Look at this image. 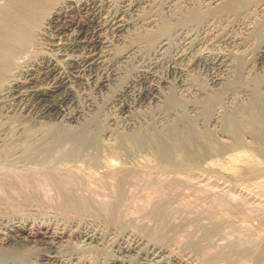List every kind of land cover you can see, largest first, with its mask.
<instances>
[{"label":"rangeland","instance_id":"rangeland-1","mask_svg":"<svg viewBox=\"0 0 264 264\" xmlns=\"http://www.w3.org/2000/svg\"><path fill=\"white\" fill-rule=\"evenodd\" d=\"M77 1L90 3L54 9L1 81L0 230L23 218L93 234L61 243L71 264H111L135 239L125 264L152 247L168 264H264L261 0ZM182 136L191 143L171 146ZM21 183L36 184L34 200ZM56 183L82 206H63ZM32 246L25 264L45 252Z\"/></svg>","mask_w":264,"mask_h":264},{"label":"bare ground","instance_id":"bare-ground-1","mask_svg":"<svg viewBox=\"0 0 264 264\" xmlns=\"http://www.w3.org/2000/svg\"><path fill=\"white\" fill-rule=\"evenodd\" d=\"M71 1L72 0H0V84H1V81L4 79V77L7 75V72L11 73L9 71L10 69L8 67L10 66L9 64L12 60V57H14L15 56L14 54L18 51V49H20L19 46L22 44H25L29 40L34 39V37L36 35L39 37L45 36V32H46L45 29L47 27L46 28L42 27V24H44V22L46 20L48 23H50V20H51L50 17L51 16L53 17V15L54 16L58 15L57 13H55L54 9L59 10V9H61V6L65 5V3L71 2ZM89 1H90V3H87V2H80L79 3L77 1L79 3L78 4L79 10L80 11L81 10L87 11L89 4L90 5L92 4L93 6H95L96 3H97L96 9H99V8L101 9V7H102V1L101 0H89ZM215 1L225 2L224 0H215ZM98 2H100V3H98ZM231 5H233L232 2H231ZM128 6H130V3ZM262 6H264V0H261L260 2L257 1V3L253 7H255L256 9H260ZM76 9H77V7H76ZM64 15H66V14H64ZM113 18L115 20L113 22V25H115L116 30L117 29L121 30L126 26L127 23L124 22V20L121 17H119V14L114 16ZM77 22H78V20H77ZM99 30H101V29H98V31ZM97 36H98V42L102 43L101 42V35L97 34ZM51 39H53V38H51ZM163 45L164 44L162 43V41L157 42L156 50L154 49L155 52L158 53V50H160V48ZM181 56H183V55H181ZM219 59H221V58L220 57L215 58L216 61H220ZM12 61L14 62V60H12ZM17 62L13 63L14 65H12L13 69H15V71L20 70L19 69L20 65H18ZM11 76L12 75H10V78L7 80V83L5 85H3V87L1 85L2 91L5 87H8L10 84H12L15 81ZM16 80H18V79H16ZM212 80H213V82L219 81L220 77L214 76ZM4 81H6V80H4ZM14 87H15V85H14ZM44 90L40 91L39 94H44L46 92ZM218 115H220V110L216 108L214 110L212 117L216 118V117H218ZM74 116H75L74 113H69L68 119H72V118H74ZM61 134L62 135L58 136V138H60V140H61V137L67 136L68 133L66 131H64ZM64 134H66V135H64ZM139 136H140L139 134H137L136 136L134 135L133 139L136 141ZM184 137L181 138L180 140H179V138H177L176 140H173L171 146H173V147L179 146V145H181L182 142H183L182 144L191 143L189 141L190 140L189 137H185V138ZM150 138H151V136H150ZM57 142H59V141H57ZM45 149H44V151H45ZM55 152H57V151H55ZM32 154H35V153H32V152L27 153L28 156L32 155ZM25 157H26V155H25ZM27 159H31V158L29 157ZM56 184L58 185V189L62 190V194H64V200L62 201L63 206L71 207L72 209H79L82 206V204H83L82 203V197H80L76 194L75 188L73 189L71 187L72 185L71 186L69 185L70 183H56ZM3 185L4 186H14V184H12V183L11 184L3 183ZM15 185L18 186L20 189L26 191V193L28 191L27 197H29L33 200L37 197L38 192L36 191V188H34V186L36 187V184L21 183V184H15ZM6 189L8 190L7 187H6ZM36 192H37V194H36ZM43 193L44 192H42V194ZM18 197H19V195H18ZM5 202H6V200H5ZM117 214H118V212H117ZM20 217H22V216H20ZM1 219H2V217H1ZM8 221H9V219H8ZM13 221L15 222V220H13ZM13 221H11L8 224L6 223L7 226L4 227V229L6 230L5 234L0 230V232L2 234H4V238H2V236H1V241H0V264H25L24 261L22 260V255L20 253H21V249L23 247L28 246L30 244H33V246L34 245H40L43 247L42 249H45V252L42 253L41 255H39L38 259L35 262H33V263L31 262L30 264H71L70 262H64L62 255H60L61 243L67 241V239L70 238L72 235H75V236H78V237H81V238H84L87 240H92V241H95V238H96L93 236V234L89 235L88 231L86 232L84 230H83V232L78 231L77 233H73L72 231H69L70 230L69 228H67L69 230L62 229L61 231H53L52 229H50V227L48 225H45L44 222L40 223V222H42L41 220L39 223L34 222V220L28 221L27 219H23V218L19 219V221L15 222V223H12ZM35 221H37V220H35ZM3 225H5V224H3ZM86 228H87V226H86ZM140 242L141 241L139 239H135V240H133L132 245L121 246L118 244L117 245V252L119 253V257H116L111 262V264H125V260L122 259V256H125L126 254H129L132 251H134L139 246ZM8 243L11 244L10 245L11 248L3 249L2 247ZM33 249H34V247H33ZM29 251H30V249H29ZM160 253H161V251H157V249L152 247L150 249V251H148V253H145L146 255L143 254L144 256L142 255L141 257H139L137 262H135L134 264H168L169 262H165L164 260L160 259V255H161ZM66 254H67V252H66ZM29 259H27V260L29 261ZM33 260H35V259H33ZM175 262L179 263L180 261L177 260Z\"/></svg>","mask_w":264,"mask_h":264}]
</instances>
